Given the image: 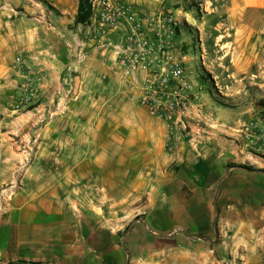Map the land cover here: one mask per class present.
Segmentation results:
<instances>
[{
	"label": "crops",
	"instance_id": "obj_1",
	"mask_svg": "<svg viewBox=\"0 0 264 264\" xmlns=\"http://www.w3.org/2000/svg\"><path fill=\"white\" fill-rule=\"evenodd\" d=\"M79 1L0 0V150L16 151L6 156L0 151V186L23 177L0 213V264H213L215 259L218 264H264V172L238 166L264 169V159L251 151L254 131L248 136L244 130L248 120L242 121L241 106H214L213 119L194 105L185 127L157 122L169 155L156 165L152 198L135 220L125 214L131 191L142 189L145 174L129 166L147 162L139 152L131 161L130 144L124 141L120 155L105 158L30 157L21 174L30 142L21 153L1 129L21 128L22 115H14L20 105L14 103L28 95L27 89L34 93L32 101L42 100L40 112L35 107L27 114L43 117L45 102L58 101V112L60 102L67 101L66 71L90 62L105 77L115 75L101 64L108 55L105 47L81 45L86 26L75 23ZM117 1L135 10L148 3ZM119 80L124 95L136 102ZM217 84L230 97L242 81ZM38 164L57 167L37 172ZM101 196L105 208L94 203Z\"/></svg>",
	"mask_w": 264,
	"mask_h": 264
},
{
	"label": "rangeland",
	"instance_id": "obj_2",
	"mask_svg": "<svg viewBox=\"0 0 264 264\" xmlns=\"http://www.w3.org/2000/svg\"><path fill=\"white\" fill-rule=\"evenodd\" d=\"M146 1L148 3L144 9L136 10L138 14L150 17L159 13L171 14L179 21L173 43L178 59L191 73L193 79L195 80L196 75L201 72L209 74L214 82L212 98H217L227 109L241 106L244 110L242 121L248 120L243 128L251 122L257 125L252 129L254 134L250 139L255 140L256 147H252L251 151L253 155L264 159L261 151L262 148L264 149V118L259 117L256 105L264 99V0ZM17 59L21 61L20 57ZM66 74L65 88L68 97L67 101L60 102L58 112L50 117L47 115L40 117L39 108H42L40 107L42 100L31 101L27 107L25 106L28 103L18 100L14 104L20 107L14 108L16 109L14 115H22L21 128L14 125L15 128L12 129L6 126L1 129L3 132H8L6 135L10 142L21 146L19 152L27 151L24 156L27 155L28 159L21 162V174L27 169L30 157L74 158L94 155L105 158L115 152L120 155L121 144L124 141L130 144L131 161L138 160L136 155L139 152L141 160L147 162V164L131 163L129 166L131 172L136 170L145 174L142 189L139 192L131 191L127 205L128 213L125 214H128L131 220H135L140 217V215L135 216L137 210L143 208L148 199L152 198L153 176L155 170L159 168L156 165L159 164V160L163 161L169 155V145L166 144L168 139L166 141L165 132L160 131V125L157 123L165 122L150 116L137 102L129 101L124 95L126 93L119 77L111 76V73L109 77H105L103 71L90 62H84L66 71ZM75 77H78V87L73 93ZM221 79L227 80L228 83L241 79L242 86L235 95L225 97L222 93L228 91L227 88L217 84ZM197 97L199 100L194 105H199L214 119L215 109L212 98L199 90L194 101ZM57 104L58 101L45 102L44 110L53 111ZM5 105L8 106L6 103ZM35 107L36 109L39 107V112L37 111L39 114H36V111H32L35 116L27 114ZM1 110L0 108V120L4 114ZM9 125L13 124L9 123ZM115 127L117 128L113 130L112 128ZM31 130L35 131L34 135H27ZM250 131L247 133L248 136L252 133ZM29 142L31 149L25 147L24 150L23 146ZM1 152L2 156H6L15 155L16 151L11 149ZM36 167L37 172H46V169H55L57 166L38 164ZM112 168L113 166H109V169ZM257 169L264 172L263 168ZM22 178L20 175L12 185L1 183V214L14 196L10 191L22 187L20 183ZM94 203L102 204L104 208L107 205V201L102 196ZM120 208L121 205L117 209ZM218 262L216 259L213 260V264Z\"/></svg>",
	"mask_w": 264,
	"mask_h": 264
},
{
	"label": "built area",
	"instance_id": "obj_3",
	"mask_svg": "<svg viewBox=\"0 0 264 264\" xmlns=\"http://www.w3.org/2000/svg\"><path fill=\"white\" fill-rule=\"evenodd\" d=\"M88 2L90 13L81 45L105 47L108 55L103 56L101 64L125 82L137 104L168 127L174 123L185 127L198 90L173 43L179 21L171 14H138L132 6L117 0ZM27 91L21 102L32 101L34 93ZM57 107L47 109L45 114L50 117ZM256 126L251 122L244 130L249 133Z\"/></svg>",
	"mask_w": 264,
	"mask_h": 264
},
{
	"label": "trees",
	"instance_id": "obj_4",
	"mask_svg": "<svg viewBox=\"0 0 264 264\" xmlns=\"http://www.w3.org/2000/svg\"><path fill=\"white\" fill-rule=\"evenodd\" d=\"M89 2L88 0H80L79 1V7H78V14L75 23L76 24H86L89 18ZM196 85L199 91L205 92L207 95H209L211 98L213 96V90H214V82L210 78L209 74H206V72L203 74L202 72L196 75ZM213 91V92H212ZM214 101V106L223 107L224 104L219 101L217 98H212ZM258 107V115L260 118H264V99H261L259 102H257ZM213 106V107H214ZM241 168H244L248 171H258L262 172V170L257 169L252 166L248 165H238Z\"/></svg>",
	"mask_w": 264,
	"mask_h": 264
},
{
	"label": "water",
	"instance_id": "obj_5",
	"mask_svg": "<svg viewBox=\"0 0 264 264\" xmlns=\"http://www.w3.org/2000/svg\"><path fill=\"white\" fill-rule=\"evenodd\" d=\"M77 87H78V77H75L74 78V84H73V93L76 92Z\"/></svg>",
	"mask_w": 264,
	"mask_h": 264
}]
</instances>
